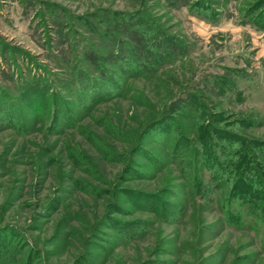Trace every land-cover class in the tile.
Returning a JSON list of instances; mask_svg holds the SVG:
<instances>
[{
    "label": "rangeland",
    "instance_id": "obj_1",
    "mask_svg": "<svg viewBox=\"0 0 264 264\" xmlns=\"http://www.w3.org/2000/svg\"><path fill=\"white\" fill-rule=\"evenodd\" d=\"M128 21L181 54L142 70ZM208 126L264 142V0H0V264H264L189 193Z\"/></svg>",
    "mask_w": 264,
    "mask_h": 264
},
{
    "label": "trees",
    "instance_id": "obj_2",
    "mask_svg": "<svg viewBox=\"0 0 264 264\" xmlns=\"http://www.w3.org/2000/svg\"><path fill=\"white\" fill-rule=\"evenodd\" d=\"M125 24L121 23L122 29L127 26L121 35L130 40L125 45L132 44L134 52L141 57L142 70H151V67L158 70L156 66L170 62L171 57H175L177 53L181 54L178 49L173 51L175 45L166 41H157L156 49L151 50L150 34L143 29L145 24L142 22L140 26V21H136L138 29H134L132 21ZM123 53L127 51L123 50L118 55L112 53L109 55L110 59L90 54L88 60L102 78H107L108 70H105L103 61L109 60L108 65L119 64L121 59L119 55ZM154 63L156 66H153ZM199 106L192 104V109L196 110ZM208 127L206 132L209 135L203 142L205 147H196L193 151V165L190 164V168L196 171L200 168L197 166H203L209 174L211 183H204V180L200 179V184L196 182L194 185L189 184L190 195L196 196L200 194L201 189L206 190L213 184L218 207L223 210L222 213L226 214L228 220H236L234 226L250 223L253 229L261 231L264 235V142L259 139L251 140L239 134L231 136L225 132L220 135L219 133L223 132L221 129ZM237 140L239 143L236 142Z\"/></svg>",
    "mask_w": 264,
    "mask_h": 264
}]
</instances>
